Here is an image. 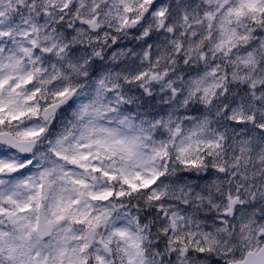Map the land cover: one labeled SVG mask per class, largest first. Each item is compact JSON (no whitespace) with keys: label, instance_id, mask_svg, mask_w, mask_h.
<instances>
[{"label":"clouds","instance_id":"obj_1","mask_svg":"<svg viewBox=\"0 0 264 264\" xmlns=\"http://www.w3.org/2000/svg\"><path fill=\"white\" fill-rule=\"evenodd\" d=\"M0 264H264V0H0Z\"/></svg>","mask_w":264,"mask_h":264}]
</instances>
